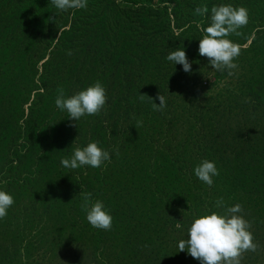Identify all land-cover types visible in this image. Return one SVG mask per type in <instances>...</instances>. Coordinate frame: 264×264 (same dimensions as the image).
Instances as JSON below:
<instances>
[{
    "label": "rangeland",
    "instance_id": "374dc122",
    "mask_svg": "<svg viewBox=\"0 0 264 264\" xmlns=\"http://www.w3.org/2000/svg\"><path fill=\"white\" fill-rule=\"evenodd\" d=\"M222 4L250 14L227 37L242 50L232 76L198 51ZM177 48L191 73L166 59ZM96 81L108 94L100 115L76 122L56 107L58 88L69 97ZM160 92L163 112L139 99ZM91 142L112 162L62 166ZM204 159L219 169L212 187L194 174ZM0 190L15 199L0 264H201L178 244L194 219L223 212L221 197L243 206L260 246L241 264H264V0H88L69 12L0 0ZM82 191L109 209L111 231L88 223Z\"/></svg>",
    "mask_w": 264,
    "mask_h": 264
},
{
    "label": "clouds",
    "instance_id": "9594fccd",
    "mask_svg": "<svg viewBox=\"0 0 264 264\" xmlns=\"http://www.w3.org/2000/svg\"><path fill=\"white\" fill-rule=\"evenodd\" d=\"M50 3L59 12H69L86 9L88 0H50ZM208 12L205 5L196 7L194 14L206 16ZM249 18V11L243 6L222 4L211 8L210 24L202 29L204 35L200 39L198 51L200 56L208 59L212 69L227 71L229 76L234 75L239 67L235 61L242 50L240 45L227 37L238 34V30L249 23ZM67 54L72 55V52L69 50ZM166 59L175 65H182L186 73H191L192 64L184 48L170 52ZM57 92L56 107L67 112L69 118L76 122L85 116L100 115L108 104L107 90L100 81L69 97L65 96L62 87ZM146 96L152 101L154 111L163 112L167 108V98L161 92L155 98L159 103L145 94H140L139 99L144 101ZM142 123V120L137 121L135 127L139 129ZM114 153L117 157L120 155L118 148L114 149ZM105 162H112L111 154L101 148L99 142H91L83 148L75 147L71 158L61 160L62 166L72 170L83 167L101 168ZM194 174L202 183L212 187L214 177L219 176V169L215 162L204 159L194 168ZM80 194L83 197L80 207L86 213L88 223L93 228L111 231L114 217L104 203L100 200L92 202L91 192L82 191ZM14 204V197L0 190V220L7 216ZM215 206L223 208V212H211L194 219L188 229V238L179 241V252L187 251L201 264H241L245 253L256 252L260 247L251 231L252 224L242 215L243 206L240 204L228 207L221 197L215 202ZM176 227L179 228L180 224Z\"/></svg>",
    "mask_w": 264,
    "mask_h": 264
}]
</instances>
